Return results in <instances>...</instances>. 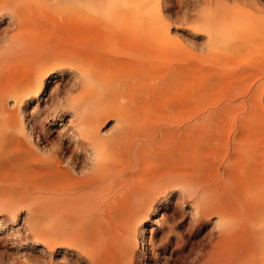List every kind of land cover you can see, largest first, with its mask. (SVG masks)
<instances>
[{
    "label": "bare ground",
    "instance_id": "1",
    "mask_svg": "<svg viewBox=\"0 0 264 264\" xmlns=\"http://www.w3.org/2000/svg\"><path fill=\"white\" fill-rule=\"evenodd\" d=\"M262 1L210 0L187 15L207 37L204 71L164 76L147 66L151 52L197 55L172 34L170 0H0V175L17 185L0 188V243L17 224L41 252L61 247L87 264H151L169 247L172 264H264V60L237 66L240 52L262 49ZM219 41L231 53L211 62ZM65 74L79 81L63 92ZM184 78L199 88L181 92L178 121H141ZM111 96L127 109H111L105 135L99 107ZM64 113L68 144L42 146L46 123ZM174 192L191 208L178 218Z\"/></svg>",
    "mask_w": 264,
    "mask_h": 264
},
{
    "label": "rangeland",
    "instance_id": "2",
    "mask_svg": "<svg viewBox=\"0 0 264 264\" xmlns=\"http://www.w3.org/2000/svg\"><path fill=\"white\" fill-rule=\"evenodd\" d=\"M170 1L172 4L171 10L173 9V7H175V9H173L171 12V14H172L175 11V13L171 15L174 17V19L172 17H171L172 19H170V22L172 25V29H171L172 34L175 35V37H177L182 42L183 46L188 48L190 52L195 53V54L197 53V55L195 57L189 56V54H187V53L182 55V52H184V51L172 52L170 54H164L166 52H151L150 56H149L150 62L147 64V66L151 67L152 72H159V73L163 74L164 76L167 75L172 69H179V68L182 69L183 66H184V68H183L184 71L187 68H190L193 70L196 69V70L200 71V69L204 65L203 63H205L203 61L204 56L201 58V55L203 53H205V55L209 53L207 51L208 50L207 49L208 48L207 47V45H208L207 37L201 36L195 32L194 33L192 32L193 26H192V23H190L191 21L187 22L189 19V17H187V15L188 16L191 15L192 18L198 17L200 15L201 11L203 10L201 8H208L209 5L206 4L207 1L204 2L205 0H170ZM178 1H179V3H178ZM248 1H250V0H248ZM172 2L174 4L177 3V4H175L176 6H174V4ZM262 3H264V1H262ZM176 7H177V9H176ZM263 8H264V4H263ZM180 16H181V18L179 19ZM6 24H7L6 21L0 22V31L3 30L4 27H6ZM189 24H191V25H189ZM219 42L221 44L220 49L217 52H212L213 54L210 57L211 62H212V60L215 61L217 58L223 57L222 59H224L227 55H230V53H231V52L225 51L226 50V47H225L226 44L223 43V41H219ZM0 50H1V48H0ZM127 51L133 52V50H131V51L127 50ZM185 52H187V51H185ZM118 53L119 54H117L116 57H114V59L125 60L128 58V56L126 54H122L120 52H118ZM197 57H199L198 61H197ZM255 58H259V59L262 58L264 60V43L262 45V49L259 52H240L239 57L237 59V63H238L237 66L240 68L244 64H246V62H248V61H253V60L255 61L256 60ZM210 59H209V61H210ZM262 59H260V60H262ZM197 62H199V64H197ZM189 65H191L192 68ZM203 71H204V69H203ZM206 71L207 70L205 69V73H206ZM207 73H208V71H207ZM184 75H183V77H187L185 73H184ZM219 76L227 77L228 72L223 70L220 72ZM74 78L75 77L72 74H65L64 78H62V80H61L62 82H60V84H61L60 87H63V88H60V89H62L63 92L69 91L70 85L72 86L75 83V81H76V83L79 81V80L77 81V78H75V79ZM191 83H192V80L186 81V79L184 78V81H182V82L178 81V83H176V84L167 86L165 89L162 90V92H160V94L158 93V95H157L158 97H157V100L155 102L152 101L150 103L151 105L148 104L149 110H144V112H143V109H142L138 112V114H137L138 117L141 118V121L143 119H144V121L146 120L145 122L147 123V125H150V124L154 125L155 124L156 126H159L160 125L159 120L161 118H167V116H168L167 121L177 122L179 119V115H180L179 114L180 113V108H179L180 102L179 101H180L181 92L184 89L196 91L199 88L198 85H196L195 86L196 89H195L194 86L190 85ZM249 85H251V87H253V81H249L246 83L245 91H247L249 89V87H250ZM51 86H53V81L49 80L48 81V92L50 91ZM65 87L68 88V90ZM192 88L195 90H193ZM254 88L255 87H253L252 89H254ZM72 90H70V91H72V93H70L71 97L77 95L79 92L78 87H74ZM48 92L46 93L47 95H48ZM131 92H132V90H129V91H127L126 94L129 95ZM68 93H67V95H68ZM70 95H68L67 97H69ZM66 96H63V98L64 97L67 98ZM214 98H216V99L219 98V95H217V97L215 96ZM106 100H107V98L104 100L105 102L103 101V103L99 107V108H106V110H107V112L102 115V119L105 117H106V119H103L104 123L101 125L102 134H105V135L111 134L113 127L116 126L115 118L111 117L112 115L110 116V114L112 113L111 109L112 110L118 109V106H121V108H122V109H120V107H119L118 110H120V111L121 110L124 111L125 109H127L126 108V105H127L126 101L124 99L119 98L118 96H111V97H108L107 101ZM153 103H154V105H153ZM157 103H159V104H157ZM35 105H36V99H32L29 102L28 106L26 107L27 111H33V108L35 107ZM112 106L114 109L112 108ZM38 108L47 109V107L44 104L42 99H41V101L38 102ZM148 108L145 107L144 109H148ZM167 110H170V112H172V114ZM99 112H100V110H98V109H92L90 111V114L92 115V114L99 113ZM159 113H161V114H159ZM168 113H170V114H168ZM164 114H165V116H164ZM107 115H108V117H107ZM127 116H129V115H127ZM70 118H71V115L67 114V113H64L62 118H58V119H52L51 118L50 120H52V121L50 123H46V125H45L46 139L42 141L41 145L46 146V145L51 144V143L54 145H58V143H60V141L62 144L67 145L68 144V138L64 135L65 134L64 132L59 133V131L61 129L60 128L61 124L69 121ZM177 126H178L177 124L171 125L172 128H176ZM42 136H43V133H42ZM2 178H3V176L0 175V180H1L0 181V188H3V187L5 188V186H6V189H9L10 187L12 188L13 186L14 187L12 189L15 190V188H17L16 184H13V185L8 184V182H6L4 178L3 179ZM11 188H10V190H12ZM177 194H178L177 192H174V194L171 195V201L172 202L170 203L171 208L169 209L168 213H171L175 208H177V209L179 208V210L176 213V217L177 216L179 217L178 214L182 213L181 209L183 207L184 208L182 210H185V211L187 210L186 212H188V210H190L191 208L187 204H185V206L182 205L181 202L176 204L175 201L178 198ZM178 204H179V206H178ZM180 204H181V206H180ZM158 215L159 214H157V215L152 214L151 216H149V218L145 219V221L147 223H149L150 219H152L153 217H157ZM18 226L19 225L15 224L13 226L14 230L17 229ZM212 226H213L212 223L208 224L205 227V229L203 230V232L201 233V236L204 233H206V231L208 232V229H210V227H212ZM155 227L160 228L161 226L155 225ZM14 230L10 233L9 236H7V242L0 243V262H2L3 264H87V262H85V261L84 262L78 261L77 257L75 256V253L72 251H69L68 253L67 252L64 253L65 251L61 247H57L55 250H53L51 252H41L39 247L35 246V244L32 243L30 240L29 241L24 240V238H25L24 235L21 233H15ZM168 249L171 250V247H169ZM169 250H168V252L166 251V253H164V254H162V251H159L158 252L159 253L158 258H160V260H152L150 263L151 264H155V263L156 264H160V263L164 264L169 259H172V260H170L171 264H172L174 262L173 259L176 258V255L170 254ZM169 256H170V258H169ZM163 261H165V262H163Z\"/></svg>",
    "mask_w": 264,
    "mask_h": 264
}]
</instances>
